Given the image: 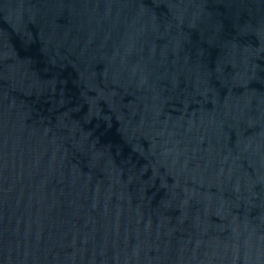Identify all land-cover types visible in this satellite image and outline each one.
I'll return each instance as SVG.
<instances>
[{
    "label": "water",
    "instance_id": "1",
    "mask_svg": "<svg viewBox=\"0 0 264 264\" xmlns=\"http://www.w3.org/2000/svg\"><path fill=\"white\" fill-rule=\"evenodd\" d=\"M0 264H264V0H0Z\"/></svg>",
    "mask_w": 264,
    "mask_h": 264
}]
</instances>
